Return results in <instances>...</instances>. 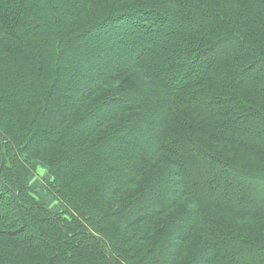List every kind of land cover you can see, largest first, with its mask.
I'll return each instance as SVG.
<instances>
[{
  "label": "trees",
  "instance_id": "obj_1",
  "mask_svg": "<svg viewBox=\"0 0 264 264\" xmlns=\"http://www.w3.org/2000/svg\"><path fill=\"white\" fill-rule=\"evenodd\" d=\"M160 262L264 264V0H0V264Z\"/></svg>",
  "mask_w": 264,
  "mask_h": 264
},
{
  "label": "rangeland",
  "instance_id": "obj_2",
  "mask_svg": "<svg viewBox=\"0 0 264 264\" xmlns=\"http://www.w3.org/2000/svg\"><path fill=\"white\" fill-rule=\"evenodd\" d=\"M51 180V176L48 172V169L38 163L36 164V170L30 178V186L35 190L36 195L46 203V205L54 212L60 211L62 208L59 203H57L52 197H50L45 191L44 188L47 186V182ZM165 258L159 261H164ZM160 262V264H162Z\"/></svg>",
  "mask_w": 264,
  "mask_h": 264
}]
</instances>
